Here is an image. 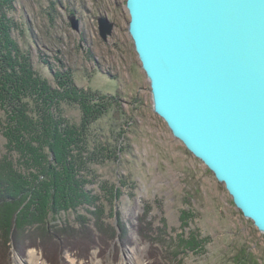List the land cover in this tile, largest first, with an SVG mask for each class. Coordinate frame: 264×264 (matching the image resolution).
<instances>
[{
	"label": "rangeland",
	"instance_id": "obj_1",
	"mask_svg": "<svg viewBox=\"0 0 264 264\" xmlns=\"http://www.w3.org/2000/svg\"><path fill=\"white\" fill-rule=\"evenodd\" d=\"M102 16L114 23L107 40L99 32ZM129 20L126 0H0L2 50H7L6 43H15L53 83L54 72L69 71L78 87L114 95L124 113L118 120L110 111L87 132L90 150L98 142L118 148L115 160L88 163L85 158L87 190L98 195V206L104 211L90 206L60 217L61 226L74 234L84 224L85 233L91 232L88 239L81 244L69 236L79 248L65 249L61 240L50 248L43 239L49 242L51 233L43 234L40 246L50 250L42 252L29 247V239L42 230L29 226L18 232L25 241L11 247L8 264L32 263V250L39 264H128L133 255L134 264L139 259L141 264H233L242 249L249 264H264V234L236 207L224 183L154 112L150 83L128 32ZM63 114L71 122L81 121L78 105L64 103ZM2 115L0 108V129ZM7 156L0 131V163ZM111 191L116 192L114 198ZM98 220L106 230L117 229L120 223L119 239L98 244L91 237ZM146 225L150 231H143ZM144 235L165 239L169 249L146 241ZM191 238L201 246L180 245ZM161 249L172 256L170 260L158 256Z\"/></svg>",
	"mask_w": 264,
	"mask_h": 264
},
{
	"label": "water",
	"instance_id": "obj_2",
	"mask_svg": "<svg viewBox=\"0 0 264 264\" xmlns=\"http://www.w3.org/2000/svg\"><path fill=\"white\" fill-rule=\"evenodd\" d=\"M153 110L264 234V0H126ZM104 40L114 23L99 17Z\"/></svg>",
	"mask_w": 264,
	"mask_h": 264
},
{
	"label": "trees",
	"instance_id": "obj_3",
	"mask_svg": "<svg viewBox=\"0 0 264 264\" xmlns=\"http://www.w3.org/2000/svg\"><path fill=\"white\" fill-rule=\"evenodd\" d=\"M5 45L7 50L0 47V108L4 120L0 131L6 139V155L11 160L7 156L0 163V264H8L11 247L19 240L25 241L17 236L18 232H24L29 226L42 230L36 238L29 239V247L42 252L45 250L40 246L43 241L51 248L55 240H61L65 249H73L79 248V244L72 245L75 243L69 236L80 239L81 244L88 239L91 232L85 233L84 224L74 234L69 227L61 226L60 217L63 213L78 214L90 206L104 211L98 206V195L87 190L84 174L88 163L98 159L115 160L118 148L98 142L90 150L87 132L92 123L110 111L114 118H124L114 95L78 87L69 71L54 72L53 83L36 69L30 54L11 41ZM64 103L79 106L82 115L79 124L63 114ZM109 193L113 198L116 195L113 191ZM119 224L117 229L106 230L98 220L97 231L90 236L98 244L114 242L121 235ZM142 228L151 230L148 225ZM47 233H51L50 241H42L43 234ZM144 236L146 241L169 249L165 239ZM179 243L187 249L201 246L193 238ZM163 252L161 249L158 256ZM167 254L162 256L170 260L172 256ZM50 258L51 262L56 261L55 257ZM235 258L233 264L250 262L243 249Z\"/></svg>",
	"mask_w": 264,
	"mask_h": 264
},
{
	"label": "bare ground",
	"instance_id": "obj_4",
	"mask_svg": "<svg viewBox=\"0 0 264 264\" xmlns=\"http://www.w3.org/2000/svg\"><path fill=\"white\" fill-rule=\"evenodd\" d=\"M141 249H139V251H140ZM136 253V252H135ZM140 253V252H139ZM134 256V255H133ZM133 256H131L130 258H129V260H130V263L128 262V264H134V258H133ZM29 260L32 262V263H28V264H39L38 263V261H39V257H38V255H37V253H36V251L35 250H32L30 253H29ZM139 263L138 264H141V259H139V261H138ZM21 264H24L23 262L21 263ZM121 264V263H120ZM123 264V263H122Z\"/></svg>",
	"mask_w": 264,
	"mask_h": 264
}]
</instances>
